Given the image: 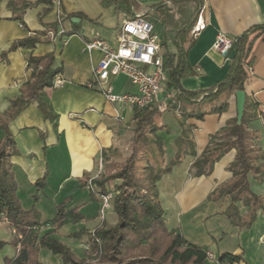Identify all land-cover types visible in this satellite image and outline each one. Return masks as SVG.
I'll return each mask as SVG.
<instances>
[{"label": "crops", "instance_id": "0c3cea01", "mask_svg": "<svg viewBox=\"0 0 264 264\" xmlns=\"http://www.w3.org/2000/svg\"><path fill=\"white\" fill-rule=\"evenodd\" d=\"M134 1L136 5L132 7V13L143 14L156 26L160 21L163 24V21L152 7L164 1L171 6L168 0ZM46 9L47 4L41 2L28 8L21 20H16L8 7V0H0V114L9 108L13 99L20 96L22 85L31 77L30 70H27L28 56L53 52L57 65L62 66L61 76L64 79L62 85L47 89L51 105L59 116L57 126L44 118L37 101L30 103L8 125L16 149L11 162L18 183L17 194L25 209L36 208L44 219L49 220L55 216L56 205L64 200L70 201V207L78 208L84 219L59 229V234L65 229L70 235L80 230L68 229L71 224L80 226L92 222L85 227L93 228L100 221V204L94 200L88 188L82 186L84 176L101 174L105 166L126 158L130 152L134 110L107 101L94 77L102 54L99 50L89 52L85 47V38L93 37L115 45L119 26L127 15L119 13L115 5L104 6L102 0H59V5L54 6L53 10L45 13ZM58 13L74 14L64 25L67 30L79 29L83 36L73 33L58 39L50 37V41L37 43L34 48L11 49L15 42L45 31L46 25L54 22ZM204 18L207 27L194 38L188 51V61L196 74L183 77L180 81L186 90L207 91L227 78L235 50L230 52L229 57L215 50L217 34L223 32L235 40L251 27L263 24L264 0H209ZM174 20H169L171 31L176 26ZM167 30L163 24L162 37L155 32L161 39L162 52L163 48L174 51L171 40L163 45L162 39ZM171 34L168 32V35ZM246 61L251 62L253 69V74L245 84L250 99L248 113L253 117L250 126L260 135L256 143L264 151V36L253 42ZM122 76L125 75L111 78L105 86H110L116 94L136 93L138 89L133 91L126 86V82L120 79ZM170 97L165 86L153 101L162 113L161 125L168 128L158 132L166 145L167 163L176 155L175 141L182 133L177 112L165 108ZM117 112L123 117L122 120H117ZM236 115L234 93L229 97L227 111L206 114L203 119L192 118L186 122L191 127L193 150H188L180 163L163 174L158 182L159 195L167 225L179 228L190 242L208 246L215 256L223 252L240 255L241 261L234 264H264V212H258L252 226L240 228L233 225L224 214L231 202L228 196L218 200L208 198L220 184L232 179L229 166L235 158V150L216 162L208 175L194 174L195 160L213 140H220L213 137L219 135L221 129ZM44 177L46 187L38 188L35 183ZM251 188L257 194H264V181L257 183L251 179ZM238 206L241 215L247 214V206L242 202ZM94 207L95 214L91 217L95 219L90 221L89 209ZM13 238L14 233L8 222L0 221V239L11 245ZM84 241L82 239L79 243ZM16 254L15 247L11 254L0 255V264H4L6 257ZM41 261L45 264L42 256Z\"/></svg>", "mask_w": 264, "mask_h": 264}, {"label": "trees", "instance_id": "16d2710c", "mask_svg": "<svg viewBox=\"0 0 264 264\" xmlns=\"http://www.w3.org/2000/svg\"><path fill=\"white\" fill-rule=\"evenodd\" d=\"M168 1L171 6L164 1L152 8L168 29L162 39L163 45L168 40L174 45V51L166 50L163 59L168 73L166 88L171 94L166 109L177 112L176 117L182 127V133L175 141L176 155L169 163L166 162V145L158 132L168 128L161 125L162 113L159 108L153 103L136 107L130 154L125 161L105 166L104 171L92 179L89 187L91 176L85 175L82 179V186L88 188L100 205L102 195L113 193L111 207L118 220L111 224L106 218L100 219L92 231L84 227L72 233L74 238L89 237L86 243L88 248L81 257L55 236L63 225L84 219L77 207H70V201L64 200L56 205L55 216L48 220L36 208L25 209L17 194L18 183L11 162L16 149L14 136L8 127L10 121L34 101L38 102L44 118L54 126H57L59 118L51 105L47 89L52 88L55 78L62 74V66L57 65L53 52L28 56L27 70H30L31 77L22 85L20 96L13 99L9 108L0 114V221L8 222L13 230L14 238L10 243L17 249V254L6 257L4 264H43L39 258L41 249L59 255L60 264H234L241 261L240 255L230 252H223L210 260L211 250L208 246L190 242L179 228H170L165 220L158 182L163 174L182 161L188 150H193L191 127L186 122L192 118L203 119L206 114L227 111L229 97L238 90H245V84L251 77L246 70V65L251 62H247L246 57L253 42L264 36V23L251 27L235 39V51L224 81L207 91L186 90L180 81L183 77L196 74L188 61V51L194 41L190 37V30L197 20L203 0ZM41 2L47 4L45 13L54 9V0H8V7L13 12V18L21 20L28 8ZM102 3L104 6L115 5L117 11L125 13L128 18L135 17L132 13V7L136 5L134 0H102ZM72 16L75 15L64 17L62 37L73 33L83 36L79 29H66L64 24ZM173 18L176 26L171 31L169 20ZM46 26L45 31L15 42L11 49L34 48L37 43L50 41L47 31L57 34L60 23L56 19ZM168 32L172 34L168 35ZM215 102L217 105H214ZM188 107L191 109L188 110ZM249 110L250 99L246 97L241 123L237 122L236 117L231 119L219 135L213 137L220 140L213 141L193 164L196 176L208 175L216 162L235 150V158L229 166L232 179L220 184L208 198L218 200L228 196L231 202L224 214L240 228L252 226L258 212H264V194H257L251 188V179L257 183L264 181V151L256 143L260 135L250 126L253 117L249 115ZM35 185L38 188L46 187V177L39 179ZM239 202L249 208L247 214H240ZM48 225L53 229L41 235ZM6 244L7 241L0 239V251Z\"/></svg>", "mask_w": 264, "mask_h": 264}, {"label": "built area", "instance_id": "2783aa9c", "mask_svg": "<svg viewBox=\"0 0 264 264\" xmlns=\"http://www.w3.org/2000/svg\"><path fill=\"white\" fill-rule=\"evenodd\" d=\"M208 1L203 0L197 20L190 30V37L193 39L207 27L204 12ZM58 5L59 0H54V6ZM64 17V14L58 13L57 20L60 23V29L57 34L51 30L47 31L52 39L62 38ZM154 27V23L150 19L141 13H135L134 18L126 17L119 26L115 45H111L98 37L86 41L87 51L99 50L102 54L94 70V77L95 83L98 84L107 101L120 103L134 110L136 107L153 103L159 93L165 89L168 73L164 67L161 39L155 34ZM234 42L235 40L227 34L219 32L214 43V49L229 57ZM246 70L250 76L253 74L251 65H246ZM119 75L127 76L137 86L138 91L136 93L116 94L110 86H105L111 78ZM63 82L62 76L58 75L53 87H58ZM116 118L117 120L123 119L118 112ZM101 168L102 163L100 161ZM95 177L89 179L87 187L91 185V181ZM112 197L113 193L111 192L102 195L99 219L106 218L107 211L111 208ZM214 257V253L209 252L210 260Z\"/></svg>", "mask_w": 264, "mask_h": 264}, {"label": "rangeland", "instance_id": "374dc122", "mask_svg": "<svg viewBox=\"0 0 264 264\" xmlns=\"http://www.w3.org/2000/svg\"><path fill=\"white\" fill-rule=\"evenodd\" d=\"M155 32L159 36L162 37V35H163V24L161 23V21L156 26ZM165 51L166 50L163 48V52H165ZM120 79L124 80L126 82V86H129L133 91H136L137 90V86L135 84H133L131 82V80L129 78H127L126 76H122ZM129 154H130V152H129ZM126 158H122L120 160H116V163L115 164H119V163L124 162ZM45 205H46V203H45ZM95 210H96L95 207L93 209L92 208L89 209V212H91L90 213L91 214L90 217L93 214H95ZM94 219H95V217L94 218L93 217L89 218L90 221H93ZM106 219L111 224H115L117 222L118 217H117V214L113 211L112 207L110 209H108L107 215H106ZM90 224H92V222H88V223H85V225H80V226H75L74 224H71V226H69L68 229H70V228H73L74 230L75 229H78V228L79 229H82L85 226L86 227L90 226ZM47 227L48 228H46V230L47 229L48 230L53 229V227L51 225H48ZM94 227L93 228H87V229H89V230L92 231L94 229ZM60 228H58L57 232L55 233V236L59 235V237L62 239L61 241L64 242L65 244H67L74 251V253L78 257H81V256L85 255V250H86V248H88V247H86V245H87L86 244L87 243L86 240H88L89 237L88 236H84L83 238H74V237L71 236V234L69 235L68 234L69 231L68 230L65 231V229L62 230L61 234H59V229ZM43 232H44V230L41 233H43ZM9 237H5V238H8L9 239ZM82 239L85 240V241L82 242V243H79V241L82 240ZM14 250H15V246L13 244H11V245L6 244L5 247L1 249L0 255L6 254V253H10L11 254L12 252H14ZM41 256H42V259H43V261H44L45 264H58V263H62L61 257L59 255L53 254L48 249H41L40 250V253H39L40 260H41Z\"/></svg>", "mask_w": 264, "mask_h": 264}, {"label": "water", "instance_id": "95a60500", "mask_svg": "<svg viewBox=\"0 0 264 264\" xmlns=\"http://www.w3.org/2000/svg\"><path fill=\"white\" fill-rule=\"evenodd\" d=\"M235 97H236V108H237L236 118H237V122L241 123L245 111L247 93L245 90H238L235 92Z\"/></svg>", "mask_w": 264, "mask_h": 264}]
</instances>
